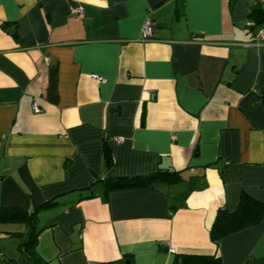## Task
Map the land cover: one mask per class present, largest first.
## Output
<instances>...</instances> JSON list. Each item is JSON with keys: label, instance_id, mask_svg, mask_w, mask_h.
<instances>
[{"label": "crops", "instance_id": "obj_1", "mask_svg": "<svg viewBox=\"0 0 264 264\" xmlns=\"http://www.w3.org/2000/svg\"><path fill=\"white\" fill-rule=\"evenodd\" d=\"M78 6L83 18L69 14ZM249 11L248 0H0V206L53 201L36 214L44 260L264 264V216L209 234L242 193L264 202V17ZM159 169L182 178L107 192L100 181ZM28 228L0 220V264H35L19 250Z\"/></svg>", "mask_w": 264, "mask_h": 264}, {"label": "trees", "instance_id": "obj_2", "mask_svg": "<svg viewBox=\"0 0 264 264\" xmlns=\"http://www.w3.org/2000/svg\"><path fill=\"white\" fill-rule=\"evenodd\" d=\"M249 16L251 18L255 17L259 22L264 17V8L254 5L250 8ZM257 99L264 102V96H257ZM181 178L182 175L179 170L159 169L144 175L101 178L100 181L104 186V192H107L125 186H151L156 180L177 182ZM51 204H53V201L46 202L31 211L13 206H0V220L19 219L29 227L25 237L19 244V250L32 259L35 264H50L37 251V238L40 227L37 226L36 214L40 208ZM262 216H264V202L247 193H242L238 205L233 211L226 208H220L217 211L209 230L210 238L213 242H216L224 235L257 224ZM171 264H221V259L218 254L175 253Z\"/></svg>", "mask_w": 264, "mask_h": 264}, {"label": "built area", "instance_id": "obj_3", "mask_svg": "<svg viewBox=\"0 0 264 264\" xmlns=\"http://www.w3.org/2000/svg\"><path fill=\"white\" fill-rule=\"evenodd\" d=\"M248 1L250 3V8L253 7L254 5H258L264 8V0H248ZM69 14L83 18L85 15V12L82 6H78V7H71L69 10ZM247 25L249 27H253L255 23L253 21H247ZM152 33H153L152 21L150 19H145L141 27L142 38L148 39L152 36ZM254 41L257 45L264 43V28L258 29V31L254 35ZM91 76L94 79L99 80V81L104 79V77L97 75L95 73H93ZM33 110L39 111V107L36 104H33ZM114 140L116 142H121L123 140V137L117 136V137H114ZM0 179H1V175H0Z\"/></svg>", "mask_w": 264, "mask_h": 264}, {"label": "water", "instance_id": "obj_4", "mask_svg": "<svg viewBox=\"0 0 264 264\" xmlns=\"http://www.w3.org/2000/svg\"><path fill=\"white\" fill-rule=\"evenodd\" d=\"M8 30V32H12V29H7Z\"/></svg>", "mask_w": 264, "mask_h": 264}]
</instances>
